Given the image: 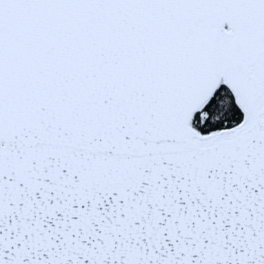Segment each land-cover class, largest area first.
Here are the masks:
<instances>
[{
	"label": "snow or ice",
	"instance_id": "1",
	"mask_svg": "<svg viewBox=\"0 0 264 264\" xmlns=\"http://www.w3.org/2000/svg\"><path fill=\"white\" fill-rule=\"evenodd\" d=\"M0 264H264V0H0Z\"/></svg>",
	"mask_w": 264,
	"mask_h": 264
}]
</instances>
